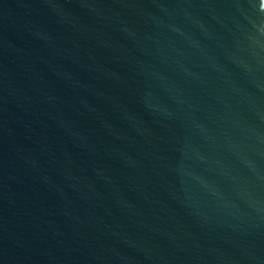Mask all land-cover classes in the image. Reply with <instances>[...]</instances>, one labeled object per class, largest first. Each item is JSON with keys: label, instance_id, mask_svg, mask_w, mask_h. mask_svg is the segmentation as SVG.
<instances>
[{"label": "water", "instance_id": "water-1", "mask_svg": "<svg viewBox=\"0 0 264 264\" xmlns=\"http://www.w3.org/2000/svg\"><path fill=\"white\" fill-rule=\"evenodd\" d=\"M0 264H264V0H0Z\"/></svg>", "mask_w": 264, "mask_h": 264}]
</instances>
